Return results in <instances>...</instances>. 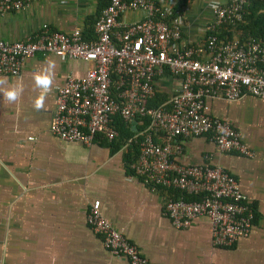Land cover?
<instances>
[{"label":"crops","instance_id":"crops-1","mask_svg":"<svg viewBox=\"0 0 264 264\" xmlns=\"http://www.w3.org/2000/svg\"><path fill=\"white\" fill-rule=\"evenodd\" d=\"M211 1L183 0L185 43L202 45L205 27L214 18ZM103 3L34 1L0 15V39H24L43 24L64 32L79 29L90 38ZM142 16V11H126L120 19ZM47 59L56 64L54 82L44 108L37 111L33 101L39 90L32 76ZM90 66L91 61L82 59L36 54L24 61L18 75L0 74L8 77L10 85L23 87L16 103L0 96V264H129L127 258L110 253L102 236L87 224L86 213L94 200H99L101 214L114 228L136 245L146 264H264V98L205 97L208 113L231 122L251 149L250 157L220 151L206 135L178 138V161L221 166L237 179L254 209L249 234L230 247L217 246L205 217L186 228L171 224L164 213L169 191L150 190L127 169L126 145L116 148L115 143L97 137L85 146L50 132L56 87L67 75L81 76ZM178 87L175 75L165 74L155 81L156 93L166 98L176 94Z\"/></svg>","mask_w":264,"mask_h":264},{"label":"built area","instance_id":"built-area-1","mask_svg":"<svg viewBox=\"0 0 264 264\" xmlns=\"http://www.w3.org/2000/svg\"><path fill=\"white\" fill-rule=\"evenodd\" d=\"M34 1L0 0V15ZM105 1L90 38L79 29L64 32L43 24L24 39H0V74L18 75L24 61L36 54L91 61L83 75L69 74L56 87L50 132L65 142L88 146L97 137L111 142L118 136L117 122L125 123L135 131L138 146L129 164L133 174L154 192L178 193L164 201L171 224L186 228L205 217L214 245H234L249 234L254 219L237 179L219 165L183 163L176 157L181 150L178 138L199 135L213 140L220 151L252 156L231 122L210 115L205 104L208 96L264 98V41L217 37L219 27L226 30L242 21L249 0L216 1L219 7L211 8L214 18L199 47L182 40L183 0ZM134 10L142 11V18L120 19ZM165 74L178 77L177 93L149 106L155 81ZM86 222L110 253L127 258L129 264H146L136 245L101 214L99 200L90 204Z\"/></svg>","mask_w":264,"mask_h":264},{"label":"trees","instance_id":"trees-1","mask_svg":"<svg viewBox=\"0 0 264 264\" xmlns=\"http://www.w3.org/2000/svg\"><path fill=\"white\" fill-rule=\"evenodd\" d=\"M106 3H103V5ZM102 5V7H103ZM83 37H87L86 34L82 33ZM253 37L261 39L264 41V0H249L248 4L244 7L243 19L234 27H229L225 30L223 27H219L217 37L219 39H230L233 37H238L239 39H244L246 37ZM166 98L165 95L161 93H155L154 97L148 101L149 106L158 105ZM145 121V125H146ZM138 126V128L143 129L144 126ZM118 136L111 142L115 143L116 148H120L126 145L125 159L126 167L128 170L132 171L129 164L136 158L138 154V146L134 141L135 131L131 130L129 126L125 123L119 121L117 122ZM173 190V189H172ZM168 190L169 194L177 196L176 191ZM189 199H196V195H188Z\"/></svg>","mask_w":264,"mask_h":264},{"label":"clouds","instance_id":"clouds-1","mask_svg":"<svg viewBox=\"0 0 264 264\" xmlns=\"http://www.w3.org/2000/svg\"><path fill=\"white\" fill-rule=\"evenodd\" d=\"M209 7L216 10L219 5L216 0H212ZM55 61L47 59L44 66L33 73L35 88L39 90V95L33 101V107L39 111L44 108V102L48 93L52 90L55 76ZM7 85V86H6ZM23 93V87L19 84H9L8 77L0 76V96L8 103H16Z\"/></svg>","mask_w":264,"mask_h":264}]
</instances>
